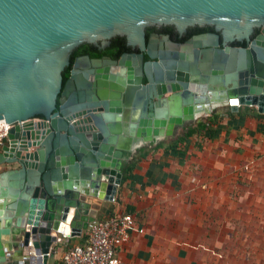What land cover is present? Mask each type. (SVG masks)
I'll list each match as a JSON object with an SVG mask.
<instances>
[{"label":"water","instance_id":"water-1","mask_svg":"<svg viewBox=\"0 0 264 264\" xmlns=\"http://www.w3.org/2000/svg\"><path fill=\"white\" fill-rule=\"evenodd\" d=\"M162 24L217 33L158 53ZM113 36L152 60L78 58L64 83L76 46ZM243 106L264 113V0H0V264H48L96 220L83 197L116 196L124 154Z\"/></svg>","mask_w":264,"mask_h":264},{"label":"crops","instance_id":"crops-1","mask_svg":"<svg viewBox=\"0 0 264 264\" xmlns=\"http://www.w3.org/2000/svg\"><path fill=\"white\" fill-rule=\"evenodd\" d=\"M250 108L254 112L245 115L229 112L216 124L214 130L221 136L217 135L214 140H209L211 136H194L178 152L156 149L153 145L154 149L148 150L145 158L137 157L136 152L131 154L125 161L135 159L138 166L118 187L116 203L83 197L90 204L88 215L91 218L100 220L118 211L131 210L138 227L144 229V233L135 231L120 250V257L126 264H231L230 252L225 254L222 248L221 257L219 244L227 241L231 210H245L252 201H230L227 196L230 188L219 181L227 179L232 161L238 162V158L245 156L241 148L236 149V141L251 136L264 138V113L256 107ZM207 147L208 153L203 154L202 148ZM216 151H222L229 163L221 174L213 172L217 169H212V161L205 157ZM195 163L210 172L204 177L209 183L208 190L188 182V166ZM210 177L216 180L211 182ZM236 193L241 195L239 199L244 195L249 198L243 189ZM246 220L240 221V228H245ZM216 225L221 226V230H217ZM83 240L82 237L64 238L48 264H61L67 247L81 244Z\"/></svg>","mask_w":264,"mask_h":264},{"label":"rangeland","instance_id":"rangeland-1","mask_svg":"<svg viewBox=\"0 0 264 264\" xmlns=\"http://www.w3.org/2000/svg\"><path fill=\"white\" fill-rule=\"evenodd\" d=\"M229 112H232L229 107L219 108L215 110L211 116H213L214 114L219 115V122H220ZM238 112H234V113H238ZM211 116L200 117L196 122L188 125H194L200 121H207V119ZM184 129H178L175 137L173 138L160 140L158 142H155L154 144H148L143 147H145L146 150H150V149L153 150L154 149L153 145H157L161 141H165L169 143L172 140H174L177 137V135L181 134ZM217 131L218 130L216 131L209 130L206 132L205 135L206 137L211 136V138L209 137V140L211 139L214 140V138H216V136L218 135ZM219 136L221 135H218L217 137ZM263 139H264L263 137H261V139H256L254 136H251L247 138L244 137L236 141L237 143L236 149L238 150V148H241L245 156L243 159L238 158V162L232 161L230 167H228L230 168V171H229V175L228 176L226 175L227 179L225 178L224 181H219V184H223L224 186L227 185V187L230 188V192L227 194V196L230 197L229 198L230 201H235V202L252 201V202H248L249 206L245 210L242 209L231 210V216H232L231 225H230L229 234L227 236V241H225L224 243L220 242L219 244L221 247L218 248L219 250L224 248L225 254H227V251L230 252L231 264H264V141ZM175 150L178 152L182 150V147L177 148ZM201 151L203 154L208 153L209 148L208 147L202 148ZM211 155L209 156L205 155V157L212 161L210 163L212 165L211 168L217 169L214 170L213 172H215L216 174H221L229 164L226 161L225 154L222 151H216ZM136 156L137 157L139 156L138 151L136 152ZM187 172L186 173L187 176L189 177L188 179L189 184L192 183L204 189L207 190L209 189L208 187L209 183L205 182V178L207 176L205 175V173H210V172H207L203 165L197 163L190 164L188 166ZM220 177L222 178L223 176L221 175ZM220 177H218L217 179H220ZM210 178H212L211 182L216 180L213 177ZM242 189L246 191L249 198L244 195L242 196V198L239 199V196L241 195H239L236 192H239ZM218 212L221 211L219 210ZM244 213H246L245 215L246 217L245 216L243 217ZM243 218L247 219L246 226L245 228L244 227L240 228L239 223L240 221H242ZM216 229L221 230V226L216 225ZM58 245L59 244L56 245L55 249L58 248ZM220 253H221L220 256L222 257V250L220 251Z\"/></svg>","mask_w":264,"mask_h":264},{"label":"built area","instance_id":"built-area-1","mask_svg":"<svg viewBox=\"0 0 264 264\" xmlns=\"http://www.w3.org/2000/svg\"><path fill=\"white\" fill-rule=\"evenodd\" d=\"M11 128V125L0 128V148L7 141ZM111 202L116 203L117 196ZM135 231L144 233L135 215L125 211L95 220L79 236L84 242L67 247L61 264H126L120 257V250Z\"/></svg>","mask_w":264,"mask_h":264},{"label":"flooded vegetation","instance_id":"flooded-vegetation-1","mask_svg":"<svg viewBox=\"0 0 264 264\" xmlns=\"http://www.w3.org/2000/svg\"><path fill=\"white\" fill-rule=\"evenodd\" d=\"M261 30L262 29H256L253 35L255 34V32L258 31V33L256 34V36H258L261 33ZM214 33H217L216 28L210 25L189 26L184 31L179 30L173 24L151 25V26H147L145 29V44L147 46H149L150 44L156 45V51L160 53L161 48H164V50L168 48L167 41L178 43L180 45H186L196 36L205 35V34L212 35ZM246 43L248 45V42ZM224 47H225L224 42L223 40H221L219 48H224ZM130 54H138V55L142 54L144 63L150 62L152 60L146 52L142 51L139 45H136L135 47L130 46L128 43V39L126 37L113 36L106 40H99L96 43H88V42L80 43L78 46L74 48L71 54L70 65L67 68H70V73H71V70L73 69L76 60L78 58H82L86 56H89L92 59L102 62H105L106 60H110V61H115L117 62V64H119V61L125 55H130ZM70 73L67 79L70 77ZM143 84L144 85L148 84V80L146 77H144L143 79ZM58 105H59V101H58ZM37 119L41 121L44 118L42 116H38ZM178 129H184V128H178ZM178 129H176V132L178 131ZM137 151L138 149L136 150V152ZM130 155L131 154H124L126 159Z\"/></svg>","mask_w":264,"mask_h":264},{"label":"trees","instance_id":"trees-1","mask_svg":"<svg viewBox=\"0 0 264 264\" xmlns=\"http://www.w3.org/2000/svg\"><path fill=\"white\" fill-rule=\"evenodd\" d=\"M257 33L258 31L255 32L252 38H255ZM232 45L240 46V47L248 46L246 42H242V43L236 42V43H233ZM69 73H70V68H67L66 71L64 72V82L67 80ZM253 112L254 110L252 111V108L243 106L240 108L238 113L230 112V114L231 115H242V114L245 115V114H249ZM218 123H219V115L214 114L213 116L209 117L207 121H200L194 125H188L187 127H185L183 132L177 135V137L171 142L169 143L165 141L159 142L156 145V149L165 148L166 150H169V149L181 148L189 138L194 137V136H204L207 131L214 130L216 124ZM138 152H139L140 158H145L149 154V151L146 150L145 147L139 148ZM137 166H138V162L135 159H132L130 161H124L122 165V169H121L122 174H123L122 184H124L132 176ZM130 211H128L127 213H131Z\"/></svg>","mask_w":264,"mask_h":264}]
</instances>
